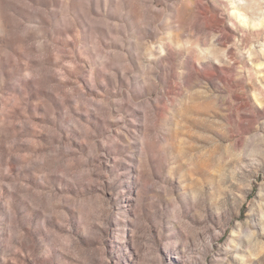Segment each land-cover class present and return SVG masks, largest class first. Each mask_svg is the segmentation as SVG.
Listing matches in <instances>:
<instances>
[{"label": "rangeland", "instance_id": "rangeland-1", "mask_svg": "<svg viewBox=\"0 0 264 264\" xmlns=\"http://www.w3.org/2000/svg\"><path fill=\"white\" fill-rule=\"evenodd\" d=\"M0 264H264V0H0Z\"/></svg>", "mask_w": 264, "mask_h": 264}, {"label": "clouds", "instance_id": "clouds-1", "mask_svg": "<svg viewBox=\"0 0 264 264\" xmlns=\"http://www.w3.org/2000/svg\"><path fill=\"white\" fill-rule=\"evenodd\" d=\"M72 177H69V179H71ZM11 187V186H10ZM42 255H44V256H47V255H49V253L47 252V250H45V252L44 253H42Z\"/></svg>", "mask_w": 264, "mask_h": 264}]
</instances>
